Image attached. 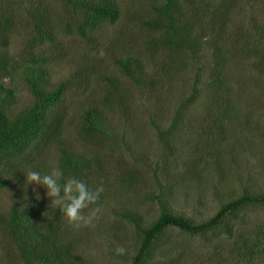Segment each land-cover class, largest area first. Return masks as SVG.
I'll return each mask as SVG.
<instances>
[{"label": "rangeland", "instance_id": "1", "mask_svg": "<svg viewBox=\"0 0 264 264\" xmlns=\"http://www.w3.org/2000/svg\"><path fill=\"white\" fill-rule=\"evenodd\" d=\"M113 1L119 8L115 22L99 23L81 37L60 27V22L75 19L72 9L60 0H0V13L14 20L8 42L12 59L17 58L2 79L13 92L8 112L31 102L21 65L35 64L45 70L51 87L65 82L63 93L45 114L49 135L31 144L20 163L9 167L14 180L10 174L3 176L7 185L0 187V218L13 203H25L30 196L36 200L39 195L51 211L42 222L56 223L55 207L49 205L45 189L27 185L24 174L33 168L48 174L58 166L59 148L64 146L90 158L93 161L79 179L89 189L102 182L103 211L91 226L79 230L60 214L58 243L71 247L69 264H131L140 235L116 212L131 211L141 225H147L159 213L154 195H162L174 213L199 223L243 192H264V0H234L233 4L213 0L211 7L201 0H176L200 38L197 56L188 50L171 54L143 48L149 34L161 33H151L145 22L153 20L154 7L164 0ZM32 9L49 12L55 19L53 42L28 46ZM125 56L145 59L139 83L116 68L114 60ZM216 65L225 92L210 87ZM107 78L119 85L115 105H104L102 100L109 88ZM192 84L197 95L181 111L171 136L160 142L155 127L169 126ZM97 107L104 110L105 135L87 136L79 129L80 116L84 109ZM129 174L134 177L128 183ZM227 217L223 226L202 234L166 228L142 264H264V254L258 252L261 239L255 237L264 232V205ZM248 241H257L251 257L243 255ZM117 246H123L126 254L117 255ZM0 264H22L1 224Z\"/></svg>", "mask_w": 264, "mask_h": 264}, {"label": "trees", "instance_id": "2", "mask_svg": "<svg viewBox=\"0 0 264 264\" xmlns=\"http://www.w3.org/2000/svg\"><path fill=\"white\" fill-rule=\"evenodd\" d=\"M64 5L72 9L73 22H60L66 34L76 33L81 37H86V32L92 31L99 23L105 22L112 24L119 15V8L113 0H60ZM203 5L211 7L215 6L213 0H201ZM223 3L233 4L234 0H221ZM0 4H2L0 2ZM218 4V3H217ZM155 17L152 21H146L145 26L151 33L158 32V35L149 34L142 42L143 48L148 52H157L166 50L167 53L180 52L188 50L193 56L199 53V36L193 33L192 23L185 19L184 11L176 0H164L162 4L154 7ZM32 35L28 42V46H32L36 41L47 42L54 41V28L56 22L49 12L35 11L30 12ZM77 16L79 19H77ZM12 16L0 13V187H5L7 180L3 176L10 174V180H14L15 175L11 173L9 167L17 166L26 150L31 144L41 139H45L49 135L48 121L46 120L47 108L55 103L65 88V82H60L56 86L49 85L48 74L45 70L37 65L23 64L20 66V73L31 94V102L23 109L11 114L8 112L13 92L6 87L2 79L9 73V68L13 65L9 50L8 33L14 24ZM196 18V17H195ZM77 19V20H76ZM222 24V23H221ZM223 26V24H222ZM21 59L25 57L24 54ZM151 57L153 53H150ZM170 58V57H169ZM30 56L29 60L32 61ZM116 68L123 74L139 83V74L143 72L145 59L138 57L125 56L114 60ZM171 65V64H170ZM165 75V72H160ZM197 78V77H196ZM195 78V79H196ZM108 84L107 92L103 95L104 105H115L117 99L115 95L119 91L117 82L110 78L106 80ZM210 87L217 91L225 92L224 79L221 71L216 65L211 78ZM197 95V86L191 85L190 91L183 97L182 103L177 110L169 126L166 128L155 127L156 134L160 142H166L174 132L179 123V115L183 108L191 102ZM104 110L100 107L94 109H84L80 116L81 122L79 129L83 134L104 136L102 118ZM54 128L51 129V132ZM90 158H85L79 154L72 153L66 147L59 148L57 163L64 173L61 180L63 183L69 177L79 178L83 172L87 171L90 166ZM157 166V165H156ZM39 171L37 168H33ZM16 172V171H13ZM40 172V171H39ZM41 173V172H40ZM133 174H129L126 181L131 182ZM162 196V195H161ZM161 196L154 195V201L158 204L159 213L156 218L147 225H141L138 215L135 213L122 210L116 214L135 226L140 238L137 250L132 257L131 264H142L150 257V250L153 242L168 227H174L180 231L189 234H202L212 231L220 226L228 219L227 215L234 214L238 210L249 206L264 205V192L250 194L243 192L238 197L232 198L222 203L216 212L208 219L193 223L189 218L176 214L164 204ZM47 203L42 199H34L30 196L25 203H13L6 216L0 218L1 227L14 243L16 248V256L22 264H69V257L72 254L71 247L58 243L60 238L59 230L62 227V213L59 209L54 208L57 216L56 223L46 221L42 222L43 215L51 212ZM52 210V209H51ZM225 230L230 233V229L224 226ZM261 239V250L264 254V232L255 236ZM259 237V238H258ZM261 237V238H260ZM247 243L249 247L247 248ZM243 245V255L251 257L256 251L257 241ZM264 256V255H263ZM68 262V263H67Z\"/></svg>", "mask_w": 264, "mask_h": 264}, {"label": "clouds", "instance_id": "3", "mask_svg": "<svg viewBox=\"0 0 264 264\" xmlns=\"http://www.w3.org/2000/svg\"><path fill=\"white\" fill-rule=\"evenodd\" d=\"M24 175L27 185L45 189L49 205L59 209L66 223L74 229L91 226L103 211L99 205V197L104 190L102 182L95 189H89L83 180L76 177H69L61 183L64 173L59 166H52L48 174L42 175L39 171L29 170ZM35 191L33 188V192ZM36 198L40 199L39 195ZM114 251L117 255L126 254L123 246H117Z\"/></svg>", "mask_w": 264, "mask_h": 264}]
</instances>
